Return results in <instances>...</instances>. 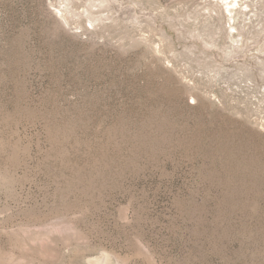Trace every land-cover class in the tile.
Returning a JSON list of instances; mask_svg holds the SVG:
<instances>
[{"label": "rangeland", "instance_id": "1", "mask_svg": "<svg viewBox=\"0 0 264 264\" xmlns=\"http://www.w3.org/2000/svg\"><path fill=\"white\" fill-rule=\"evenodd\" d=\"M0 264H264V0H0Z\"/></svg>", "mask_w": 264, "mask_h": 264}]
</instances>
